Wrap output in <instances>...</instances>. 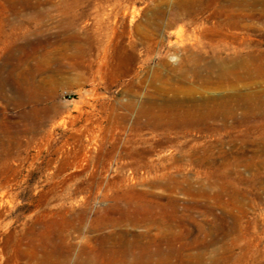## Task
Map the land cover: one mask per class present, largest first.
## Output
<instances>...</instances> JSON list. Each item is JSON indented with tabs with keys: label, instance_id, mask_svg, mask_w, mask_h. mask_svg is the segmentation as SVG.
Segmentation results:
<instances>
[{
	"label": "rangeland",
	"instance_id": "374dc122",
	"mask_svg": "<svg viewBox=\"0 0 264 264\" xmlns=\"http://www.w3.org/2000/svg\"><path fill=\"white\" fill-rule=\"evenodd\" d=\"M185 1L0 0V264H187L225 244L264 264V135L228 124L131 137L104 121L132 88L125 50L152 31L124 14L167 23ZM190 8L173 33L220 31L264 52V22L240 17L260 18L264 0Z\"/></svg>",
	"mask_w": 264,
	"mask_h": 264
},
{
	"label": "bare ground",
	"instance_id": "6f19581e",
	"mask_svg": "<svg viewBox=\"0 0 264 264\" xmlns=\"http://www.w3.org/2000/svg\"><path fill=\"white\" fill-rule=\"evenodd\" d=\"M194 1L184 2L187 15L175 14L167 23L158 10L134 9L124 14L130 16L134 23L144 13L143 24L152 31L141 35L138 43L125 50L126 57L122 63L130 67L132 88L124 92L127 95L125 99L115 102L112 116L104 118L108 124L119 128V135L129 128L131 137L144 130L151 131L153 135L178 130L224 134L228 124L235 130L248 128L249 135L256 132L264 135V52L252 47V43L248 47L250 52H245L241 48V40L235 36L230 39L220 31H201L194 39L186 36L184 29L173 33L174 23L192 18L193 13L189 10L197 2ZM248 6L254 8L256 3ZM240 17L264 22V13L260 18L255 14ZM231 26L235 30L241 28L234 21ZM161 32L164 36L159 40ZM168 32H172L169 34L174 39L166 45ZM234 45L238 47H232ZM226 51L232 53L229 55ZM153 62L155 66H152ZM217 92L222 94L213 96ZM227 92L231 94L225 95ZM214 124L221 125L213 128ZM117 150L115 144L112 153ZM147 154L137 155L143 159ZM130 155L126 153V157ZM237 230L236 226L230 227L225 241L236 235ZM142 238H147V235H142ZM247 259L246 252L242 251V257L237 258L225 244V250L215 257L206 258L199 254L187 264H241L242 261L249 264Z\"/></svg>",
	"mask_w": 264,
	"mask_h": 264
}]
</instances>
